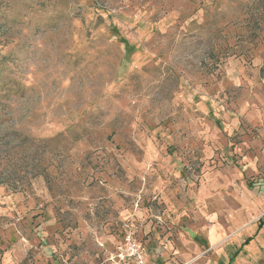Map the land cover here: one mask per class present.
<instances>
[{
    "label": "rangeland",
    "instance_id": "rangeland-1",
    "mask_svg": "<svg viewBox=\"0 0 264 264\" xmlns=\"http://www.w3.org/2000/svg\"><path fill=\"white\" fill-rule=\"evenodd\" d=\"M7 143L0 264H264V0H0Z\"/></svg>",
    "mask_w": 264,
    "mask_h": 264
},
{
    "label": "trees",
    "instance_id": "trees-1",
    "mask_svg": "<svg viewBox=\"0 0 264 264\" xmlns=\"http://www.w3.org/2000/svg\"><path fill=\"white\" fill-rule=\"evenodd\" d=\"M23 139L24 141L29 142L28 138H23ZM15 146L17 145L13 146L10 143L0 145V187L6 185L7 188L11 190L12 192H20L27 187V184H24L25 182H23L25 179H27V176H24V175L18 176L15 173V171L10 174L2 173V170L7 171L6 169L8 168V163L12 161L11 156H12V153L15 152L16 150ZM27 146L29 147V145ZM36 166L37 164L35 165V167ZM18 168L19 169L17 171L22 169L21 166H18ZM37 175H40V172H36V174L35 173L32 174V177L35 178Z\"/></svg>",
    "mask_w": 264,
    "mask_h": 264
},
{
    "label": "built area",
    "instance_id": "built-area-1",
    "mask_svg": "<svg viewBox=\"0 0 264 264\" xmlns=\"http://www.w3.org/2000/svg\"><path fill=\"white\" fill-rule=\"evenodd\" d=\"M116 258L119 263H126L129 261L135 262L136 264L144 263L143 252L130 237L118 246Z\"/></svg>",
    "mask_w": 264,
    "mask_h": 264
}]
</instances>
